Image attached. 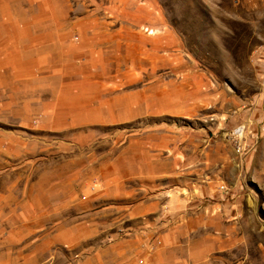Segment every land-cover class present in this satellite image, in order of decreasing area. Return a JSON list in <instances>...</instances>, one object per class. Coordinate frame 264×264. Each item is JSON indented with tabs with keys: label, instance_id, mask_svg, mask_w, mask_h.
I'll return each instance as SVG.
<instances>
[{
	"label": "rangeland",
	"instance_id": "374dc122",
	"mask_svg": "<svg viewBox=\"0 0 264 264\" xmlns=\"http://www.w3.org/2000/svg\"><path fill=\"white\" fill-rule=\"evenodd\" d=\"M0 264H264V0H0Z\"/></svg>",
	"mask_w": 264,
	"mask_h": 264
},
{
	"label": "crops",
	"instance_id": "0c3cea01",
	"mask_svg": "<svg viewBox=\"0 0 264 264\" xmlns=\"http://www.w3.org/2000/svg\"><path fill=\"white\" fill-rule=\"evenodd\" d=\"M60 111L61 110H59V111H57V112H52V116L54 117V116H56V117H58V116H60L61 114H60ZM121 113H123L122 111H118V114L117 115H119V116H121ZM123 116H126V114H124L123 113ZM127 117V116H126ZM58 121H59V119H57ZM56 119H55V117L54 118H52V122L53 123H55L56 121H57ZM61 121V120H60ZM119 231H121V230H116V231H113L111 234L113 235V234H115V235H119L120 234V232ZM135 231V234L137 235H139L140 236V239H141V235L143 234L144 236H146V235H149L151 232L152 233H154V232H157L158 230H132V232H134ZM102 238H101V245H102V249H104V248H107L108 246H109V241L107 240L108 239V235H109V230H104V232H102ZM152 237H153V235H152ZM154 238V237H153ZM150 239H152V238H150ZM142 240V239H141ZM137 241V240H136ZM114 243H116V245L117 244H119L120 242L118 241V239H116L115 241H114ZM141 245H143V246H146L147 244H146V241H142L141 242Z\"/></svg>",
	"mask_w": 264,
	"mask_h": 264
},
{
	"label": "bare ground",
	"instance_id": "6f19581e",
	"mask_svg": "<svg viewBox=\"0 0 264 264\" xmlns=\"http://www.w3.org/2000/svg\"><path fill=\"white\" fill-rule=\"evenodd\" d=\"M243 135H244V128L243 125H241L233 130L232 134H230V137L240 139Z\"/></svg>",
	"mask_w": 264,
	"mask_h": 264
},
{
	"label": "built area",
	"instance_id": "2783aa9c",
	"mask_svg": "<svg viewBox=\"0 0 264 264\" xmlns=\"http://www.w3.org/2000/svg\"><path fill=\"white\" fill-rule=\"evenodd\" d=\"M218 190L221 191V192H225L227 191V189L224 187V185H219L218 186Z\"/></svg>",
	"mask_w": 264,
	"mask_h": 264
}]
</instances>
